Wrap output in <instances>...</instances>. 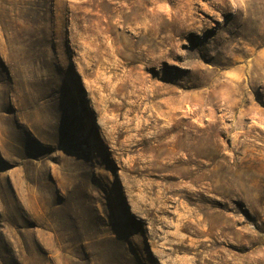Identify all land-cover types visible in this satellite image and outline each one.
Segmentation results:
<instances>
[{
  "label": "rangeland",
  "instance_id": "obj_1",
  "mask_svg": "<svg viewBox=\"0 0 264 264\" xmlns=\"http://www.w3.org/2000/svg\"><path fill=\"white\" fill-rule=\"evenodd\" d=\"M0 264H264V0H0Z\"/></svg>",
  "mask_w": 264,
  "mask_h": 264
}]
</instances>
